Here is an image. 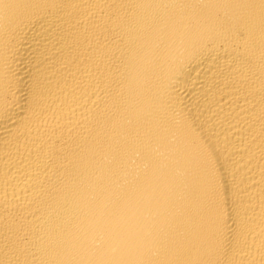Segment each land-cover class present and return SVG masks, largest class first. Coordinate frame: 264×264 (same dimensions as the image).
Listing matches in <instances>:
<instances>
[{
  "label": "bare ground",
  "instance_id": "bare-ground-1",
  "mask_svg": "<svg viewBox=\"0 0 264 264\" xmlns=\"http://www.w3.org/2000/svg\"><path fill=\"white\" fill-rule=\"evenodd\" d=\"M0 264H264V0H0Z\"/></svg>",
  "mask_w": 264,
  "mask_h": 264
}]
</instances>
